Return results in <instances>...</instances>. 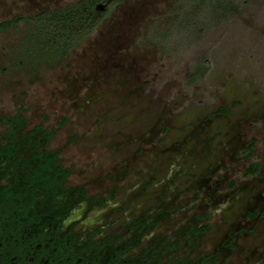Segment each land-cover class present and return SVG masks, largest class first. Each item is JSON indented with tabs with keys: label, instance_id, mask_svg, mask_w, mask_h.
<instances>
[{
	"label": "rangeland",
	"instance_id": "rangeland-1",
	"mask_svg": "<svg viewBox=\"0 0 264 264\" xmlns=\"http://www.w3.org/2000/svg\"><path fill=\"white\" fill-rule=\"evenodd\" d=\"M77 1L0 0V24ZM180 6L123 0L65 61L36 72L15 65L29 26L0 30V117L20 104L30 128L67 118L52 145L76 168L71 184L122 202L141 197L136 209L170 201L160 229L175 241L206 215L199 252L228 245L227 264H264V177L243 176L252 143L264 173V0L193 44L146 39L152 28L171 27ZM205 57L209 72L191 83Z\"/></svg>",
	"mask_w": 264,
	"mask_h": 264
},
{
	"label": "flooded vegetation",
	"instance_id": "flooded-vegetation-1",
	"mask_svg": "<svg viewBox=\"0 0 264 264\" xmlns=\"http://www.w3.org/2000/svg\"><path fill=\"white\" fill-rule=\"evenodd\" d=\"M18 107L0 117V264H227L228 245L211 255L197 249L209 231L206 215L175 241L160 229L170 201L136 209L141 197L122 202L71 184L76 168L52 145L59 125L30 128Z\"/></svg>",
	"mask_w": 264,
	"mask_h": 264
},
{
	"label": "trees",
	"instance_id": "trees-1",
	"mask_svg": "<svg viewBox=\"0 0 264 264\" xmlns=\"http://www.w3.org/2000/svg\"><path fill=\"white\" fill-rule=\"evenodd\" d=\"M123 0H79L64 8L44 11L40 14L26 18L16 16L14 19L1 23L0 30L16 28L25 23L30 28L22 48L21 57L15 62L17 67H24L31 63V70L36 72L38 66L44 63L47 66L56 65L65 61L70 54L84 41L91 37L101 26L103 21ZM181 6L174 11L175 18L171 27L167 29L152 28L147 36L151 43L180 37L186 43H196L203 38L206 30L217 28L220 24L232 20L252 0H179ZM102 4L105 10L99 12L96 6ZM26 36V34H25ZM23 38V37H22ZM23 46V47H22ZM29 60V61H28ZM211 63L208 57L202 58L194 69L191 83L204 78L209 72ZM220 113H225L222 109ZM67 118H63L59 128H63ZM55 137L52 134L48 139ZM255 144L247 147L245 160H250L245 169L244 177L263 176L260 173L261 164L253 160Z\"/></svg>",
	"mask_w": 264,
	"mask_h": 264
},
{
	"label": "water",
	"instance_id": "water-1",
	"mask_svg": "<svg viewBox=\"0 0 264 264\" xmlns=\"http://www.w3.org/2000/svg\"><path fill=\"white\" fill-rule=\"evenodd\" d=\"M96 10L99 11V12H102V11L105 10V6L102 5V4H98V5L96 6Z\"/></svg>",
	"mask_w": 264,
	"mask_h": 264
}]
</instances>
